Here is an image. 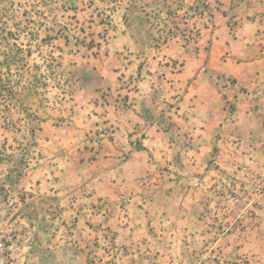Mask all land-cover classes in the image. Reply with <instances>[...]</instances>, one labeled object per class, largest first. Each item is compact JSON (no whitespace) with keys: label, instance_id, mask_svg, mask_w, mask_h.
<instances>
[{"label":"rangeland","instance_id":"rangeland-1","mask_svg":"<svg viewBox=\"0 0 264 264\" xmlns=\"http://www.w3.org/2000/svg\"><path fill=\"white\" fill-rule=\"evenodd\" d=\"M22 264H264V0H0V236Z\"/></svg>","mask_w":264,"mask_h":264},{"label":"built area","instance_id":"built-area-1","mask_svg":"<svg viewBox=\"0 0 264 264\" xmlns=\"http://www.w3.org/2000/svg\"><path fill=\"white\" fill-rule=\"evenodd\" d=\"M19 253L20 247L12 237L0 236V264H22Z\"/></svg>","mask_w":264,"mask_h":264}]
</instances>
